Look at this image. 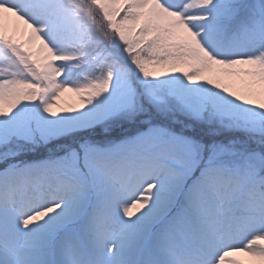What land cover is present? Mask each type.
I'll return each mask as SVG.
<instances>
[{
    "label": "snow or ice",
    "instance_id": "snow-or-ice-1",
    "mask_svg": "<svg viewBox=\"0 0 264 264\" xmlns=\"http://www.w3.org/2000/svg\"><path fill=\"white\" fill-rule=\"evenodd\" d=\"M0 264H264V0H0Z\"/></svg>",
    "mask_w": 264,
    "mask_h": 264
},
{
    "label": "rangeland",
    "instance_id": "rangeland-1",
    "mask_svg": "<svg viewBox=\"0 0 264 264\" xmlns=\"http://www.w3.org/2000/svg\"><path fill=\"white\" fill-rule=\"evenodd\" d=\"M58 103L61 108H69L78 106L79 101L76 94L68 92L61 97V100Z\"/></svg>",
    "mask_w": 264,
    "mask_h": 264
},
{
    "label": "bare ground",
    "instance_id": "bare-ground-1",
    "mask_svg": "<svg viewBox=\"0 0 264 264\" xmlns=\"http://www.w3.org/2000/svg\"><path fill=\"white\" fill-rule=\"evenodd\" d=\"M64 104V103H63Z\"/></svg>",
    "mask_w": 264,
    "mask_h": 264
}]
</instances>
